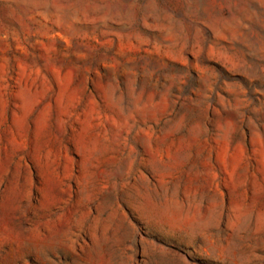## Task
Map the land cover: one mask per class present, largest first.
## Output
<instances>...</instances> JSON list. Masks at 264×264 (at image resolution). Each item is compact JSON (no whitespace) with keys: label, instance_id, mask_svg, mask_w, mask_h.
Wrapping results in <instances>:
<instances>
[{"label":"rangeland","instance_id":"1","mask_svg":"<svg viewBox=\"0 0 264 264\" xmlns=\"http://www.w3.org/2000/svg\"><path fill=\"white\" fill-rule=\"evenodd\" d=\"M0 264H264V0H0Z\"/></svg>","mask_w":264,"mask_h":264}]
</instances>
